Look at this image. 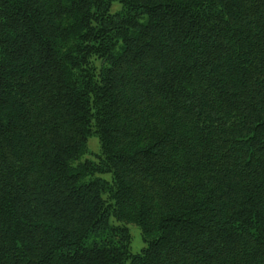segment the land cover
I'll return each mask as SVG.
<instances>
[{
  "label": "trees",
  "instance_id": "16d2710c",
  "mask_svg": "<svg viewBox=\"0 0 264 264\" xmlns=\"http://www.w3.org/2000/svg\"><path fill=\"white\" fill-rule=\"evenodd\" d=\"M0 264H264V0H0Z\"/></svg>",
  "mask_w": 264,
  "mask_h": 264
},
{
  "label": "rangeland",
  "instance_id": "374dc122",
  "mask_svg": "<svg viewBox=\"0 0 264 264\" xmlns=\"http://www.w3.org/2000/svg\"><path fill=\"white\" fill-rule=\"evenodd\" d=\"M87 147L90 153L92 154L97 153L99 151L98 140L94 137L90 138L88 140ZM130 234L132 237L131 244H130V250L132 253H136L143 247V242L141 240L139 231L136 227L134 226L130 227Z\"/></svg>",
  "mask_w": 264,
  "mask_h": 264
}]
</instances>
